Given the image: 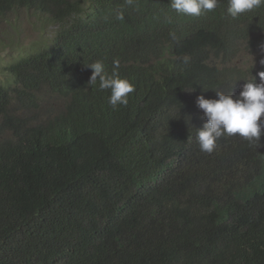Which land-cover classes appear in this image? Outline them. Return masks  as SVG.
I'll return each instance as SVG.
<instances>
[{"label":"trees","instance_id":"obj_1","mask_svg":"<svg viewBox=\"0 0 264 264\" xmlns=\"http://www.w3.org/2000/svg\"><path fill=\"white\" fill-rule=\"evenodd\" d=\"M218 2L190 18L171 0H0V21L55 29L2 69L0 264H264V135L196 141L197 97L264 72V8L233 19ZM96 61L135 85L126 107L90 84ZM46 95L62 105L40 115Z\"/></svg>","mask_w":264,"mask_h":264},{"label":"clouds","instance_id":"obj_2","mask_svg":"<svg viewBox=\"0 0 264 264\" xmlns=\"http://www.w3.org/2000/svg\"><path fill=\"white\" fill-rule=\"evenodd\" d=\"M138 0H125L128 6L135 7ZM220 3L218 0H171L170 7L177 14L190 18H200L208 13L214 12ZM264 8V0H227L226 12L233 19L240 18L256 10ZM115 19L122 21L124 12L117 11ZM170 23L171 18L165 17ZM169 36L173 41L177 39L174 32ZM114 70L109 72L103 61H96L88 65L92 70L90 84H98L101 91H109V105L115 110L118 106L126 107L129 97L135 91V85L126 78H121L118 72L119 62L114 61ZM259 64L264 67V58ZM253 61L251 58V68ZM259 83L250 75V79H243L239 76H231L228 83L231 89L237 81L245 80L242 90L236 98H233L231 91L225 93L216 90V99H205L198 96L196 106L202 110L206 123L202 129L196 132V141L199 150L211 154L217 147V141L224 137H239L248 142L250 146L259 147V141L264 135V72L257 73ZM178 107L175 109V114Z\"/></svg>","mask_w":264,"mask_h":264},{"label":"rangeland","instance_id":"obj_3","mask_svg":"<svg viewBox=\"0 0 264 264\" xmlns=\"http://www.w3.org/2000/svg\"><path fill=\"white\" fill-rule=\"evenodd\" d=\"M54 30L44 21L41 15L20 11L5 16L0 21V84L3 83L5 78L2 69L19 56L40 47L42 41L49 39ZM251 58L254 64L255 55H249L239 50L235 63L249 66L251 65ZM61 105L62 103L58 99L46 95L39 104V114L57 112L60 110ZM17 113L19 112L17 111Z\"/></svg>","mask_w":264,"mask_h":264}]
</instances>
